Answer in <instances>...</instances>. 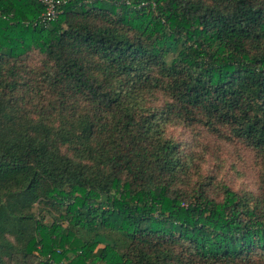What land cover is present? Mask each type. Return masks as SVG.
Segmentation results:
<instances>
[{"label":"trees","instance_id":"obj_1","mask_svg":"<svg viewBox=\"0 0 264 264\" xmlns=\"http://www.w3.org/2000/svg\"><path fill=\"white\" fill-rule=\"evenodd\" d=\"M62 1L0 0V264H264V0ZM172 126L241 143L255 191Z\"/></svg>","mask_w":264,"mask_h":264},{"label":"rangeland","instance_id":"obj_2","mask_svg":"<svg viewBox=\"0 0 264 264\" xmlns=\"http://www.w3.org/2000/svg\"><path fill=\"white\" fill-rule=\"evenodd\" d=\"M24 64L29 72L42 67L41 58L34 53L24 60ZM167 134L180 142L182 153L194 155L202 175L212 176L215 183L222 182L234 190L255 191L260 166L254 154L241 143L231 144L210 136L201 127L188 129L183 126H172L169 127ZM40 217L45 224L51 222L50 216L45 212H42Z\"/></svg>","mask_w":264,"mask_h":264},{"label":"built area","instance_id":"obj_3","mask_svg":"<svg viewBox=\"0 0 264 264\" xmlns=\"http://www.w3.org/2000/svg\"><path fill=\"white\" fill-rule=\"evenodd\" d=\"M43 5V12L40 15V22L42 24L50 23L55 20L60 14L59 7L64 4L65 1L62 0H39Z\"/></svg>","mask_w":264,"mask_h":264}]
</instances>
